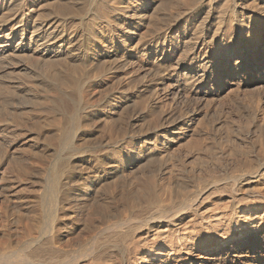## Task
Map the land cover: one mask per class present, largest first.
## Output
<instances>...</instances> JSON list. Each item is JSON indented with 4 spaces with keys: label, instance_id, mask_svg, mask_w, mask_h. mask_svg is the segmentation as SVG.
I'll return each instance as SVG.
<instances>
[{
    "label": "bare ground",
    "instance_id": "obj_1",
    "mask_svg": "<svg viewBox=\"0 0 264 264\" xmlns=\"http://www.w3.org/2000/svg\"><path fill=\"white\" fill-rule=\"evenodd\" d=\"M166 1L0 0V167L43 189L11 218L0 173V264H264V146L161 184L202 98L264 84V0Z\"/></svg>",
    "mask_w": 264,
    "mask_h": 264
},
{
    "label": "rangeland",
    "instance_id": "obj_2",
    "mask_svg": "<svg viewBox=\"0 0 264 264\" xmlns=\"http://www.w3.org/2000/svg\"><path fill=\"white\" fill-rule=\"evenodd\" d=\"M168 1L170 0H167L166 2ZM168 12H164V11L160 12L163 23H165V20L166 23L170 22L169 20L171 18V14ZM149 32L148 34H150L152 30L150 33ZM19 39L20 38H17L16 41H13L14 42L13 45H16ZM17 72L15 73L17 74L25 73L24 75L21 74V76L25 78L24 79L25 81H26V77L28 79L30 78L29 80L31 81L32 76L35 75L31 69L22 70V68H19ZM17 74L16 77L15 75L13 76L14 77L13 80L16 78L15 79L16 81L14 80L15 82H17L18 80L19 75L17 76ZM237 78H238L237 81L239 83L236 82L237 84L231 86V89L229 91L230 95L228 93L224 95L226 98L224 96L216 99L215 98L213 99L212 97H207V99L206 97H204L205 99L202 98L201 100L202 112L203 113L206 112V113L202 114V116L199 118V121L201 120V124L199 121L197 123L191 122V127L187 131V133L185 131H182L184 132V136L181 135V133L179 132L177 133V130H174L176 132L170 130L171 135H174L175 133L176 139L175 141L169 143V147H168L169 149L167 148V151L165 152V156L167 160L165 162L168 166L164 173L167 172L168 174L166 173L163 175L164 177L162 176L163 179L161 178V184L166 186L169 185L171 186V188L174 186L178 187L177 182H179L180 184L179 181L180 179L181 181L186 179L190 185L194 186L195 181H196L195 183L202 182V180L205 179L207 180L208 178L210 179L214 175H218V174L224 175V173L227 172L228 170H236L240 168L239 166L242 165L241 160L243 161V159L246 158L245 156L247 157L249 156V158H252L254 155L258 154L257 152L260 150V147L264 146V84L257 83L249 87L247 85H244L245 82H250L252 79L249 72H244ZM28 79L27 81H29ZM238 84L239 85L242 84L240 85L241 89ZM205 91L206 89L204 90V92ZM171 99L172 97H169L168 100L172 102ZM185 102H186L185 100L181 101L180 107L186 106ZM172 105L174 107L175 103L173 102ZM190 105L189 106L191 108H194V106H196L194 102L190 103ZM176 106L177 105H175V107ZM183 112H184V107H183ZM203 119L206 121H204ZM255 119L256 120L259 119V120H257L256 122ZM257 123L259 124V126ZM247 125L250 126L247 127ZM194 129H196V132ZM23 143L24 142L20 143L19 144L20 146L18 145L16 148H14L16 155L19 154L17 156H23L24 152H26V150L28 151V149L30 150L31 147L29 146L33 144V142L30 141L26 142L25 144ZM16 150L19 153L16 152ZM250 154L252 155L250 156ZM227 164H230L231 166ZM170 170L172 171V173ZM4 172L6 173L7 179L5 180L7 181L2 182V184L8 183L10 188H8L9 190L7 189V191L2 194V198L6 196L4 198L11 199V201L8 204L10 205L9 216L12 218L11 214H14V212L16 213L14 215L26 213L28 211V207L26 206H28L27 203L29 197L35 195L36 193L40 194L43 191V189L41 186L34 184L32 181H30L29 180L30 178L28 179L24 177L26 178V180L24 178L21 179L22 181L19 180L16 176V170L10 172V170L7 169V166L0 167V173L2 174ZM255 181L256 180H253L252 182L254 183ZM261 185H263L262 187H264V182H262ZM183 189L184 187L183 188L181 187V190ZM186 190L188 191L189 188L184 189V191ZM21 200L22 201L24 200V202L21 203L22 202ZM20 208H24V209L20 210ZM10 221L11 220L8 217V220H6L4 223H6L8 226V224L11 225ZM24 222L28 224V222L23 221L22 225L21 223H19L20 225L18 226L13 225L14 226L13 227L11 225L12 227L11 226L9 227L13 229L12 230L13 232L18 231L19 233H22L23 231L25 232L26 230L25 227H27L26 224H24Z\"/></svg>",
    "mask_w": 264,
    "mask_h": 264
}]
</instances>
